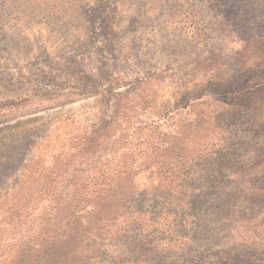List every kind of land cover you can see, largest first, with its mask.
<instances>
[{"label": "rangeland", "instance_id": "obj_1", "mask_svg": "<svg viewBox=\"0 0 264 264\" xmlns=\"http://www.w3.org/2000/svg\"><path fill=\"white\" fill-rule=\"evenodd\" d=\"M263 81L264 0H0V218L25 201L40 171L45 179L66 158L75 163L70 155L82 137L95 139L101 130L118 139L103 145L95 163L117 164L120 154L130 162L128 154L147 142L128 135L149 133L171 96L182 102L203 93L173 119L153 125L166 133L179 124L194 128L192 145L206 143L211 152L196 165L197 176L184 182L186 191L159 194L154 170L135 177L133 205L171 208L167 217L175 224L146 222L143 231L132 230L133 239L118 211L110 227L74 231L84 234L82 243H71L80 252L75 257L81 264H264V142L225 145L213 105L215 98L240 101L264 88ZM133 84L137 90L130 92ZM126 90L115 109V94ZM226 90L234 96H224ZM136 93L143 99H130ZM255 98L264 104V90ZM206 116L208 130L202 129ZM151 160L146 163L159 161ZM65 178L81 182L86 175ZM147 192L159 195L155 200ZM8 226L0 220V264H18L17 251L28 249L22 264H36L45 235ZM185 236L192 244L165 247ZM150 247L164 252L154 260Z\"/></svg>", "mask_w": 264, "mask_h": 264}, {"label": "trees", "instance_id": "obj_2", "mask_svg": "<svg viewBox=\"0 0 264 264\" xmlns=\"http://www.w3.org/2000/svg\"><path fill=\"white\" fill-rule=\"evenodd\" d=\"M245 73L249 74L251 71L245 70ZM221 83L219 81L216 84L220 85ZM263 83L264 81L261 82V84ZM130 88V92L137 90V86L134 84ZM218 88L220 89L221 87L218 86ZM263 90L264 88L258 87L249 92L245 98H241L240 101L231 100L228 102L219 98L214 99L213 105L219 114L215 120L217 122L221 121L223 126H225V129H223L225 136L221 139V141L224 140L225 145L236 140H248L254 144L259 143L261 140L264 142V139H262V136H264V104L255 98L259 94L262 99ZM208 93L209 91L205 93V96L208 97ZM172 94L175 95L174 93ZM200 94H193L192 98L185 97L182 102L175 100L176 97L171 96L173 98L172 103L166 102L162 107L164 113L154 115L158 117L148 127L149 133L128 135L131 136L129 140L135 138V141L147 142L146 148L135 149L128 154L129 158H132L130 162L123 161L120 154L117 164L105 163L107 160L105 162L100 161V164L95 163V157L99 158L102 152H105L103 145H107L110 141L115 143H119V141L118 139H113L114 135L102 133L101 130L98 131L100 133L97 134L95 139L82 137L72 149L75 155H70L74 157L75 163H71L70 159L65 157L66 160L63 166L59 167L61 170L59 172L52 171L50 175H45V179L42 178L44 172L40 171L37 185L35 188H29V192L24 196L25 201L22 204H13L16 207L13 210L9 208L6 211V215L1 216L0 220L9 225L8 229H15L18 226L20 229L25 228L26 231L34 230L35 233H40L41 236L45 235V243L41 244L43 248L39 245L38 251L41 254L37 251L33 255L36 264H81V260L75 257L80 252L71 243H73V240L77 244L82 243L84 234L77 233L74 235V231L78 227L82 228L83 232L86 233L90 226L96 228L95 231L110 227L116 222L118 211H120V217L123 218V230L126 234L130 233L133 239L132 230L143 231L145 228L141 227L146 222L152 228H156L159 224L169 228L171 223L175 224L176 220L174 217L173 219L167 217L174 213L171 208L167 209L163 205H157L153 208L148 204H143V206L133 205L137 192L135 177L140 172L154 170L159 179V186L156 189L159 194L169 192L172 197V193L174 194L176 191L177 193L183 190L186 191L183 186L184 182L188 181L190 183L191 178L197 176L196 165L199 164L203 157L211 156V152H207L206 143H195L192 145L195 141V135L192 132H197L194 128H192V132L186 131L184 125L179 124L175 130L166 133L158 130L156 126L160 119L166 123V121L177 116L179 110L194 105L191 101L200 99L203 93ZM222 94L226 96L234 93L226 90L222 91ZM239 94L238 97H240ZM127 95L128 90L115 94V100L117 101L114 104L115 109L118 108L121 100L127 99ZM135 97L143 99V95L137 93L131 96L130 99ZM233 98L236 99V97ZM193 122L194 120L189 121L187 126H193ZM203 122L202 129L208 130L211 127V116H206ZM154 124L156 126H153ZM223 126L221 125V127ZM119 138L122 137L119 136ZM123 138H127V136H123ZM185 143L188 144L185 145ZM136 158L141 159L138 165L134 164ZM146 159H159V161L157 165L152 166L151 163V165L146 163ZM96 165L99 166L97 174L100 179L98 180L90 178ZM76 173H84L86 178L81 182H72V180L65 178ZM55 179L56 181L54 182ZM53 182L54 185L52 187ZM69 189H73V191L70 192ZM159 194L154 195L152 192H147L145 197L153 196L156 200ZM34 195H36V198L33 197ZM144 205L147 206V210L143 212L142 208ZM28 207H30L29 212ZM146 216L149 218H146ZM12 223L18 224L10 225ZM178 226H181V224L179 223ZM48 230H52V233L49 234ZM178 231L174 232L177 233ZM191 239L188 236L176 238L167 243L165 247L170 246L174 249L178 245L184 247L186 244H192ZM178 240L181 241L179 242ZM139 241L142 246H145L148 243V238L142 235L139 236ZM157 247H150L149 249L153 254L154 260L158 253L163 254L164 252V248L154 249ZM66 250L67 252L65 253ZM29 252L30 249L26 252L18 250L16 262L22 264V261L30 256ZM170 253L178 258L172 250H170ZM11 261V264L15 262V260ZM89 261L90 259L87 262Z\"/></svg>", "mask_w": 264, "mask_h": 264}]
</instances>
